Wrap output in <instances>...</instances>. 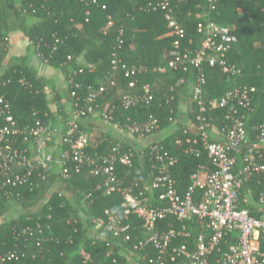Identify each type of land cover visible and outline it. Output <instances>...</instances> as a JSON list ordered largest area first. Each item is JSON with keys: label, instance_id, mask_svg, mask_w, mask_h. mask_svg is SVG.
Returning <instances> with one entry per match:
<instances>
[{"label": "trees", "instance_id": "trees-1", "mask_svg": "<svg viewBox=\"0 0 264 264\" xmlns=\"http://www.w3.org/2000/svg\"><path fill=\"white\" fill-rule=\"evenodd\" d=\"M94 1L0 0V96L9 102L10 112L18 126L36 118L47 125L53 120L41 78L36 77L21 58H10L3 67L8 51V32L11 30H22L30 40L35 55L41 53L47 64L60 68L67 78L73 70L82 68V72L74 76L75 81L81 83L77 89L80 103L87 87L97 86L93 84L94 74L103 72L107 75L110 72L111 53L115 49L121 62L137 65L140 71L132 78L118 72L115 84L99 96L100 105L112 97L111 104L117 106L122 94L140 93L141 86L147 83L153 94L152 101L148 105L138 104L129 109L116 107L114 121L124 127L127 117L144 123L149 115H153L158 123L153 132L165 133L160 140L145 146L139 153L120 140L97 133L88 137L85 151L91 155L95 152L105 154L112 142H120L122 148L132 152V165L116 164L118 179L123 185L136 181L139 186H147L160 165L154 158L156 150L151 147L156 145L174 159L169 172L176 191L183 194L191 184L192 174L200 166L213 169L200 144L199 106L192 100V92L188 89L186 92L185 85H193L202 77L205 101L219 98L233 83L254 85L251 110L246 112V129L252 126L256 134L257 126L264 122V0H215L213 8L209 7L207 0L169 1L171 15L185 31L183 46L191 51L199 49L202 38L197 32L198 22L211 20L231 27L236 41L225 57L240 68L239 76L223 72L220 65H211L206 59L199 66L169 69L171 28L165 18L166 11L149 7L155 0ZM108 16L112 18L109 25ZM56 38L60 42L54 44ZM81 53L89 62L88 67L79 64L77 58ZM68 56L70 59H67ZM131 80L135 83L133 87L128 85ZM120 89L123 93L119 95L117 92ZM182 96L188 98L189 120L186 125L176 120ZM226 113V108L215 106L208 108L204 115L209 127L213 125L225 134L228 125ZM2 125L4 120L0 117ZM79 128L82 129L80 124ZM251 138L247 132V142L252 141ZM190 145L199 149L198 154L196 151L186 152ZM42 172L44 179L33 175V186H18L11 188L9 194H0V213L10 204L20 208L15 217L0 222V248L15 250L19 258L0 264H131L132 259L139 264H151L146 256L155 255L153 249L138 251L133 248V244L143 236L141 219L134 214L123 215V198L119 192L107 195L103 194L102 188L95 189L97 184H102L103 177L90 173L85 167L79 173L71 172L67 179H63L54 168ZM249 180L242 184L240 198L247 187L254 190L256 197L258 191L264 188V181H259L255 175ZM58 181L63 183L61 195L52 191ZM159 193L158 189H147L144 198L149 204H157ZM199 196L200 190L195 189L196 199ZM105 211L119 218L122 224H128L127 232L114 235L107 229ZM250 213L255 214L254 210ZM93 217L103 218V226H96L92 222ZM169 224L182 233L172 240L171 245L184 243L189 250H194L198 236L208 231L205 222L196 217L186 220L184 229H181V222L167 217L158 223V230L169 229ZM24 226H29L31 233H18ZM38 229L43 231L39 245L36 242ZM99 230H103V238H94L92 235ZM125 234H129V239L124 238ZM236 241L237 233L227 232L222 240L223 249ZM259 245L264 252L262 235L259 236ZM214 260L212 257V264ZM166 264L173 263L168 259Z\"/></svg>", "mask_w": 264, "mask_h": 264}, {"label": "built area", "instance_id": "built-area-1", "mask_svg": "<svg viewBox=\"0 0 264 264\" xmlns=\"http://www.w3.org/2000/svg\"><path fill=\"white\" fill-rule=\"evenodd\" d=\"M170 0H155L149 4L153 10L166 11L165 18L171 28L170 59L167 63L169 69H177L179 66L186 68L188 65L199 66L203 59L209 64H218L222 71L233 76L241 74L240 68L228 62L225 54L236 41V36L228 25H220L211 20L197 23V32L201 35L199 49L189 50L183 46L185 31L174 19L169 9ZM92 2H95L92 0ZM209 7H214L215 0H207ZM104 8V5H102ZM108 18L111 24L112 18ZM60 42L55 39L54 44ZM36 56L44 63L42 54ZM70 59V56L67 57ZM111 70L105 78L109 86L115 84L114 74L121 72L124 77L132 78L140 67L134 64L128 65L121 62L115 49L110 58ZM82 72V68L73 70L69 79V94L72 98V107L78 118H85L93 114L98 107L99 96L107 89L106 84L87 87L86 95L79 102L77 89L81 83L75 81L74 76ZM204 79L199 77L191 86L192 100L198 107V129L201 147L209 158L213 169L200 166L192 174L191 184L187 190L180 194L175 189L174 180L169 172V167L174 159L167 152L152 145L156 150L155 160L160 162L157 173L147 186H139L136 181L123 185L116 174V164L132 165V152L122 148L120 142H112L107 153L95 152L93 155L85 151L88 144V135L79 128V123L71 119L65 123L62 131L53 130L57 134V144L61 145L56 152L47 149V135L50 133L48 125L35 119L33 122L18 126L10 112L9 102L4 96H0V117L4 125L0 126V194L10 193L11 188L18 186H33V175L44 179L43 170L58 166V171L63 179H67L71 172L79 173L84 167L90 173L103 177L102 184H97L95 189H103V194L119 192L123 198V215L134 214L142 221V238L133 244V248L142 251L146 248L153 249L156 254L147 258L151 264H166L168 259L173 264H264V252L260 249L259 236L264 237V188L258 191L257 212L250 213L248 208L240 205V188L242 184L255 175L259 181H264V122L257 126L255 139L248 146L244 155V163L240 170L234 171L236 155L241 147L247 143L246 119L251 110V95L255 91L254 85L238 84L228 88L219 98L205 101L203 96ZM134 81H129L130 87ZM153 99L149 84L141 86L140 93L122 94L119 103L107 104L100 112L103 120L113 122V113L116 107L129 109L138 104L148 105ZM224 107L227 110L225 118L228 120L225 138L221 141H212L209 138V122L204 115L208 108ZM158 127L157 119L149 115L144 123L126 118L124 128L130 134L151 133ZM56 132V133H55ZM32 145V153L28 144ZM198 154L199 149L191 145L186 152ZM147 189L160 190L157 196V204H149L144 198ZM195 189L200 190V196L196 199ZM61 195V192H58ZM89 195V193L87 194ZM107 216L106 228L113 231L114 235L127 232L129 225L122 224L116 216L105 211ZM167 217H173L183 224L186 220L196 217L205 222L208 227L207 234H200L197 238V246L189 250L182 243L172 246V240L182 234L173 226L160 232L158 223ZM92 222L96 226H103L101 217H93ZM32 229L24 226L19 229L20 234H29ZM235 231L237 241L227 249H223L222 240L227 232ZM43 231L37 230L36 242L40 244ZM92 235V234H91ZM94 238L101 239L103 230L97 231ZM129 239V234H125ZM18 253L15 250L0 248V263L17 260ZM168 258V259H167ZM114 261V260H113Z\"/></svg>", "mask_w": 264, "mask_h": 264}, {"label": "crops", "instance_id": "crops-1", "mask_svg": "<svg viewBox=\"0 0 264 264\" xmlns=\"http://www.w3.org/2000/svg\"><path fill=\"white\" fill-rule=\"evenodd\" d=\"M13 57L21 58V61L24 62L26 66L30 67L34 71L36 77L41 78L42 90L45 93L49 104L51 112L50 115L53 117V120L49 121L48 123V128L50 130V133H48L47 135L48 150L56 152L57 147L59 146V144H57L58 136L57 134L53 133V130L57 129L58 132L62 131L65 126V123L71 119L76 120L80 124L82 130L88 135V137H91L92 135L97 133L104 136H108L112 139L122 141L125 145H127V147H129V149H133L136 153H139L145 146L157 142L164 136L165 131L151 132L144 136L130 134L123 126H120L115 121L109 122L103 120L100 117V112L104 106L111 103L112 97L105 99L103 101V104L101 105L98 100V107L93 114L85 118H78L75 115L74 108L72 107L73 101L69 94L70 77L67 78L66 74L60 68L42 62L35 55L33 47L31 46L30 40L28 39L26 34L20 29L11 30L8 32V51L3 67H5L8 60ZM77 60L79 64H81V67L89 66V62L86 60L84 53L78 55ZM115 75H117V73L114 74V76ZM113 79L116 82V76L115 78L113 77ZM92 80L93 84L96 85L106 84L107 90L111 87L109 86V81L107 78H105V74L103 72L95 73ZM191 85L192 84L189 83L185 85L186 92L187 89L189 92L191 91ZM234 85L236 84L233 83L231 86H228V88ZM121 93L123 92H121L120 89L117 94L120 95ZM187 101L188 98L182 96V99L179 102V115L176 119L177 123L179 124L186 125L189 120L187 113ZM247 132L250 138L252 137L251 140L255 139V136L253 135L256 134L252 126L248 128ZM208 133L209 138L212 141H221L225 138V134L213 125L209 127ZM250 143L251 141H248L246 144H244L236 155V161L233 169L235 172L238 171L237 169H235V167H237L238 169L241 168L244 162V155L247 153V149ZM28 149L32 153L31 143L28 144ZM54 167L58 168L57 165L53 166V168ZM251 182L254 181L252 180ZM58 184H61V186L63 187V183L59 182ZM240 205L242 207L248 208L249 210H254V213L257 212V197L251 187H247L245 189L244 194H241ZM207 232L208 231H206V234ZM133 260L134 259L130 261L131 264H139L136 261H134V263Z\"/></svg>", "mask_w": 264, "mask_h": 264}, {"label": "rangeland", "instance_id": "rangeland-1", "mask_svg": "<svg viewBox=\"0 0 264 264\" xmlns=\"http://www.w3.org/2000/svg\"><path fill=\"white\" fill-rule=\"evenodd\" d=\"M57 172H58V168L57 167H54ZM58 182H55V184L53 185L52 187V191H55V192H62V186L61 184H58ZM20 208L17 206V205H14V204H10V206L8 207V209H6L5 211H2L0 213V222H2L5 218H10V217H15V215L17 214L18 211ZM79 216H81V213L79 214ZM135 260H133L134 262ZM135 263V262H134Z\"/></svg>", "mask_w": 264, "mask_h": 264}]
</instances>
